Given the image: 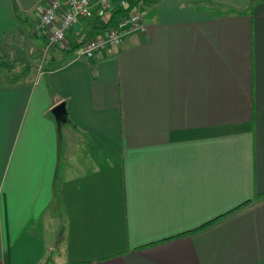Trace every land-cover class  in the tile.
<instances>
[{
    "label": "crops",
    "instance_id": "1",
    "mask_svg": "<svg viewBox=\"0 0 264 264\" xmlns=\"http://www.w3.org/2000/svg\"><path fill=\"white\" fill-rule=\"evenodd\" d=\"M144 1L80 58L0 0V264H264V0Z\"/></svg>",
    "mask_w": 264,
    "mask_h": 264
},
{
    "label": "built area",
    "instance_id": "2",
    "mask_svg": "<svg viewBox=\"0 0 264 264\" xmlns=\"http://www.w3.org/2000/svg\"><path fill=\"white\" fill-rule=\"evenodd\" d=\"M35 30L46 35L45 51L63 44L67 31L83 19L99 17L106 22V33L102 37L89 38L83 45L79 57L93 58L106 48L119 47L124 38L134 33H146L144 0H44ZM121 11L113 18L114 13ZM116 20L114 24L112 20Z\"/></svg>",
    "mask_w": 264,
    "mask_h": 264
},
{
    "label": "water",
    "instance_id": "3",
    "mask_svg": "<svg viewBox=\"0 0 264 264\" xmlns=\"http://www.w3.org/2000/svg\"><path fill=\"white\" fill-rule=\"evenodd\" d=\"M52 113L59 123L66 122V107L65 103L61 102L52 108Z\"/></svg>",
    "mask_w": 264,
    "mask_h": 264
},
{
    "label": "rangeland",
    "instance_id": "4",
    "mask_svg": "<svg viewBox=\"0 0 264 264\" xmlns=\"http://www.w3.org/2000/svg\"><path fill=\"white\" fill-rule=\"evenodd\" d=\"M36 53V52H35ZM27 54H29V55H31L30 54V52H29V50L27 49ZM31 57L33 58V57H36V54H34V55H31ZM85 58V57H84ZM5 62H8L6 59H3ZM34 61L36 60V59H33ZM37 61H39V63H35L34 64V62H32V64H31V66L32 65H39L40 67H41V69H44L45 68V66H46V63H45V60H43L42 62L40 61V59L38 60L37 59ZM23 65V64H22ZM14 72H16V71H14ZM15 73H13V72H11L10 73V75L12 76V75H14ZM0 85H1V83H0Z\"/></svg>",
    "mask_w": 264,
    "mask_h": 264
},
{
    "label": "trees",
    "instance_id": "5",
    "mask_svg": "<svg viewBox=\"0 0 264 264\" xmlns=\"http://www.w3.org/2000/svg\"><path fill=\"white\" fill-rule=\"evenodd\" d=\"M119 13H121V11L120 10H118L116 13H114V15H113V18L115 17V16H117ZM114 21V19L112 20V22ZM60 65V64H59Z\"/></svg>",
    "mask_w": 264,
    "mask_h": 264
}]
</instances>
